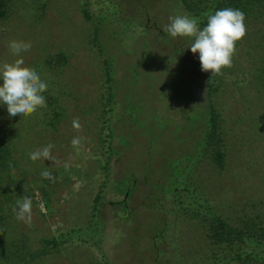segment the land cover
Masks as SVG:
<instances>
[{
    "label": "rangeland",
    "instance_id": "374dc122",
    "mask_svg": "<svg viewBox=\"0 0 264 264\" xmlns=\"http://www.w3.org/2000/svg\"><path fill=\"white\" fill-rule=\"evenodd\" d=\"M83 2L92 20L80 12ZM102 12L107 18L95 23L99 42L115 60L108 173L100 145L104 78L91 43L93 22ZM185 14L178 0H8L0 20V65L22 58L48 84L47 107L28 117L9 116L0 104V134L8 136L18 163L10 178L1 173L0 179V202L10 210L8 228L12 235L27 232L35 243L60 229L90 226L81 233L86 241H70L30 264H104L103 259L108 264H187L200 254L201 242L191 234L195 224L163 188L172 164L198 149L210 103L189 48L193 39L163 32L169 16ZM12 40L30 42L31 48L15 56L8 47ZM263 53L262 46L249 52L240 44L232 62L237 83L228 68L218 78L212 102L224 130L226 168L218 172L207 155L195 166L202 189L227 211L264 199V84L258 86L250 72L262 67ZM237 64L245 65L244 75ZM75 118L80 131L72 127ZM77 136L81 143L73 147ZM48 144L54 160L29 158ZM44 171L52 179L44 178ZM100 189V212L94 218L91 206ZM24 196L32 199L30 225L13 211ZM96 225L100 232L94 234Z\"/></svg>",
    "mask_w": 264,
    "mask_h": 264
},
{
    "label": "trees",
    "instance_id": "16d2710c",
    "mask_svg": "<svg viewBox=\"0 0 264 264\" xmlns=\"http://www.w3.org/2000/svg\"><path fill=\"white\" fill-rule=\"evenodd\" d=\"M185 13L198 21L200 28L206 26L207 17L217 10L224 8L238 9L244 13L246 35L236 43L237 47L245 45L249 52L252 46L264 47V0H178ZM8 0H0V20L6 16ZM79 10L86 20L93 19V13L86 2L79 6ZM100 19L94 21L91 30V43L96 49L100 60V70L104 78L103 111L100 117L102 168L108 173L109 162L112 154V126L109 114L114 109L116 91L114 87L115 60L105 45L99 42V27L101 19L107 15L102 12ZM98 22L97 24H95ZM247 39V44L242 43ZM196 63L200 66L199 54H195ZM236 57L233 56V61ZM264 61V53L261 62ZM229 73H235L230 67ZM237 69L245 74V65H238ZM224 70V69H223ZM252 76L257 80L258 86L264 84V63L255 70L250 69ZM206 81V94L210 101L206 127L197 144L198 149L191 156L179 157L172 164L168 181L163 185L166 193L173 198L176 209L185 218L193 222L196 229L191 234L201 242L199 253L187 264H264V199L259 204L248 207L243 205L237 211H227L218 202L209 198L198 182L195 166L198 157L207 155L211 164L218 172L227 166L226 149L223 146L224 130L220 114L212 102V97L218 91V76H211L210 72H202ZM233 80L237 83V75ZM8 136L0 134V179L1 173L9 178L17 161L12 157L11 143ZM8 179V178H7ZM107 179L103 181L105 186ZM101 190L95 195L94 204L91 206L92 217L100 212ZM4 214H3V213ZM10 210L5 201L0 202V264H30L47 255L57 253L70 241H86L81 233L90 229V226L79 228L70 226L60 229L52 235L40 236L35 243L32 242L27 232L21 231L12 235L8 228ZM97 226V225H96ZM94 228V227H93ZM99 231L98 226L93 232ZM196 235V236H195ZM94 244H97L96 242ZM200 245V243H199ZM104 264H108L103 259Z\"/></svg>",
    "mask_w": 264,
    "mask_h": 264
},
{
    "label": "clouds",
    "instance_id": "9594fccd",
    "mask_svg": "<svg viewBox=\"0 0 264 264\" xmlns=\"http://www.w3.org/2000/svg\"><path fill=\"white\" fill-rule=\"evenodd\" d=\"M244 13L238 9L224 8L217 10L207 17L206 26L200 28L195 18L185 15L169 16V24L163 29L171 38L187 37L193 39L190 51L199 54L200 70L210 72L211 76L222 75V70L232 67L236 43L246 35ZM15 56L27 52L31 48L30 42L12 40L8 45ZM48 84L41 79L40 74L32 68L24 66L22 58L12 63L0 65V104L7 107L9 116L28 117L38 109L46 108L43 93ZM72 127L80 131L78 118L73 119ZM73 147L79 146L81 138L74 137ZM52 144L37 149L29 154L32 161L38 159L54 160L51 155ZM65 167H68L65 164ZM44 178L52 179L49 171L41 173ZM17 207L13 209L16 219L30 225L32 221V199L24 196L17 200Z\"/></svg>",
    "mask_w": 264,
    "mask_h": 264
},
{
    "label": "flooded vegetation",
    "instance_id": "af4514ba",
    "mask_svg": "<svg viewBox=\"0 0 264 264\" xmlns=\"http://www.w3.org/2000/svg\"><path fill=\"white\" fill-rule=\"evenodd\" d=\"M116 202H118V201H116ZM120 202V201H119Z\"/></svg>",
    "mask_w": 264,
    "mask_h": 264
}]
</instances>
